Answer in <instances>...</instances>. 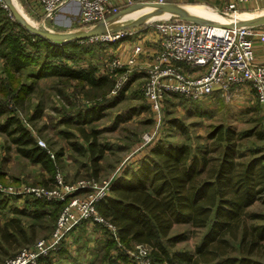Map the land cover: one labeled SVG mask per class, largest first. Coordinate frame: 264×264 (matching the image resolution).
I'll list each match as a JSON object with an SVG mask.
<instances>
[{"label":"trees","instance_id":"trees-1","mask_svg":"<svg viewBox=\"0 0 264 264\" xmlns=\"http://www.w3.org/2000/svg\"><path fill=\"white\" fill-rule=\"evenodd\" d=\"M2 3L0 133L15 146L20 157L39 165L49 174V179H42L40 184L50 188L47 184L50 182L53 186L56 160L62 156V151L56 153L52 161L27 129L30 122L39 118L42 111L39 105L33 106L26 121L16 112L30 101L38 81L59 85L53 93L59 118L56 121L81 125L92 123L105 110L123 100L129 82L115 97H107L113 82L107 77L96 76L97 66L86 59L96 44H52L33 36L17 24ZM215 96L219 95L213 94L207 100ZM172 98L189 103L180 97ZM90 102L92 105L88 107ZM77 104L79 108L75 109ZM194 109L198 111L199 107ZM95 113L98 117H93ZM116 122L121 121L117 119ZM75 127L86 146L77 143L70 146L81 155H88L92 171L89 179L95 180L105 153L103 145L97 143L100 133L96 128L88 132L85 126ZM61 134L67 139L73 136L69 131ZM250 138L254 141L244 143ZM202 140L204 146L192 143L191 139L178 144L163 141L165 145H156L133 174L124 171L115 179L110 189L112 196L100 201L96 208L98 214L115 227L116 234L101 248V258L96 262L129 264L126 251L133 249L132 244L149 251L150 264H264L260 260L264 256V215L249 211L255 203L264 205V145H253L264 140V132L252 129L237 134L228 127L217 125ZM2 177L0 171V180ZM10 204L0 195V211ZM61 208L59 202L24 200L23 207L14 208L12 216L0 229V247L2 243L8 246L13 242H27L22 218L43 223L28 225L29 233L34 235V226L40 229L48 223L53 229ZM178 224L188 225L192 230H204L193 253L172 251L190 234L186 231L171 235L172 228ZM116 242L124 246L123 251L118 250Z\"/></svg>","mask_w":264,"mask_h":264},{"label":"rangeland","instance_id":"rangeland-1","mask_svg":"<svg viewBox=\"0 0 264 264\" xmlns=\"http://www.w3.org/2000/svg\"><path fill=\"white\" fill-rule=\"evenodd\" d=\"M165 1L181 7L196 6L195 8L187 9V12L198 17L203 13L212 14L214 12L226 17L224 16L227 13L225 12V7L230 3V0ZM247 5L257 6L255 3ZM22 12L26 15H24L25 20L29 21V23L32 22L30 23L31 25L37 26L35 24H41L34 16L25 13L23 10ZM263 12L264 9L261 8L251 11L247 7L240 6L238 7L237 15H257ZM213 20L211 22L214 23L225 21L220 16L215 17ZM53 22L46 23L40 27L58 33L78 30L75 19L71 20V23L66 27ZM156 22L153 21L143 26L140 25L142 27H139L138 30L141 32H152L151 34L154 36L153 28ZM130 31L132 34V30ZM118 41L96 43L97 46L93 48V52L86 58L87 62H92L94 66H97L98 73L96 72V76L107 77L113 82L112 89L109 91L107 97H115L124 84L129 82L123 100L119 101L115 107L105 110L103 112L104 116L101 114V117L95 118L96 120L88 124H59L56 121L59 118H57L56 108H54V105L57 103L53 96L54 91H56L59 85L56 83L52 85L50 81L46 80L38 81L37 88H35L34 95L31 96L30 101L25 102L23 107L16 111L19 118L26 121L30 117L29 114L33 110L34 105L41 107L42 111L39 118L30 122L27 129L36 141L41 140L47 150L54 155L62 151V156L56 160L57 167L55 172L57 170L60 171L66 183L89 179V175L92 173L90 171L88 155L82 154V156L70 146L73 143L86 146L81 135L76 131L77 128L75 126H85L84 129L88 132L90 129H98L97 131L100 134L97 136V143L103 145L105 153L99 162L100 172L95 180L103 181L113 178L112 183L116 178L122 176L124 171H128V175L133 174L132 172L139 168L140 161L150 156L152 149L156 145H165L162 143L163 141L178 144L191 139L192 143L204 146L205 141L202 140L203 137L208 134L212 127L217 125L228 127L237 134L248 133L252 129L264 132V107L258 103L255 94L248 86L242 89L246 85L233 88L225 95L215 96L211 100H207L210 98L208 97L205 99L207 101L204 100L205 102L202 101L194 104H191V102L182 103L179 99H167L163 103L161 112L154 114L144 97L147 71L144 66L134 64L130 67L113 70L110 73L102 67L101 63L108 56L115 57L113 54L115 48H112V45ZM1 65L2 61L0 60V67ZM116 86L118 88L115 89ZM91 103L88 107H91ZM195 106L199 107L198 111H195ZM78 108L77 104L75 109ZM93 117H98V113L93 114ZM117 119L121 122H116ZM63 131H69L73 136H69L68 139L64 138L61 134ZM252 141H254V138H250L244 141V143ZM253 145H264V140ZM0 171L3 174L0 181L14 186L22 183L32 187H40L42 179L47 180L50 177L49 174L42 171L39 165H34L20 157L15 152V146L2 133H0ZM127 180L130 181V178ZM47 185L52 187L50 182ZM42 187L45 186L42 185ZM109 196H112L111 192ZM26 199L32 198L25 197L22 200ZM46 202L53 203V201ZM19 203H21L19 206L22 208L23 202ZM16 204L14 202L11 209L0 211V229H3L5 222L11 216L12 210L18 206ZM249 211L264 215V205L260 202L255 203L249 208ZM22 221L26 229L25 239L27 242L24 244L13 242L12 245L9 243L8 246L2 243L0 247V264H4L6 260L16 256L23 250L29 251L37 241L49 239L54 229V226L52 229V225L48 223L42 225L40 229L34 226L32 229H35V236L29 233L31 230H28V225H41L43 223L28 218H22ZM106 222L108 221L106 220ZM186 231L190 233L188 239L177 243L172 248V251L184 250L190 253L194 252V248L199 243L204 230H192L188 225L178 224L172 228L171 235ZM31 235H34L33 240L30 239ZM110 236L115 237L106 226L99 225L93 221L83 222L63 240L62 244L60 243L59 249L61 251L57 249L49 253L48 258L45 257L47 259L39 263L37 262V264H100L96 262V259L101 258V248L107 243ZM29 240L32 242L30 243ZM116 244L120 252L124 250L122 244L118 242ZM130 246L133 249L126 251L131 261L129 264H150L149 251L146 248L132 244ZM260 260L264 263V256L260 257ZM116 264L124 263L117 262Z\"/></svg>","mask_w":264,"mask_h":264},{"label":"built area","instance_id":"built-area-1","mask_svg":"<svg viewBox=\"0 0 264 264\" xmlns=\"http://www.w3.org/2000/svg\"><path fill=\"white\" fill-rule=\"evenodd\" d=\"M140 0H125L127 5ZM262 0H234L225 7L224 16L230 19L231 28L208 26L183 21H157L153 31L156 36L157 50L152 63L146 69L144 97L154 114H159L164 101L174 96L189 102H202L213 94L225 95L233 88L248 86L255 94L258 103L264 107V64L254 60V30L248 27H235L239 19L238 7L247 3H259ZM2 3V0H0ZM42 10L40 26L55 20L60 10L71 2L79 6L76 20L77 29L98 23L105 24L107 19L118 13L113 0H36ZM157 4H166L165 0H153ZM2 7L7 9L2 3ZM131 31H122L94 37L77 42L80 45H94L101 42H113L130 37ZM141 50L135 47L126 63L119 58H106L102 67L110 73L113 70L135 64ZM118 86L115 87V89ZM37 146L46 151L49 159L54 154L47 150L41 140ZM53 186L32 187L20 183L14 186L0 181V195L9 203L15 199H32L59 202L62 206L54 229L47 240L37 241L29 251L23 250L6 260L4 264H37L56 251L66 236L81 223L93 221L106 226L112 233L116 229L106 222L97 212V204L107 198L112 180L96 181L81 179L66 183L60 171H56Z\"/></svg>","mask_w":264,"mask_h":264},{"label":"crops","instance_id":"crops-1","mask_svg":"<svg viewBox=\"0 0 264 264\" xmlns=\"http://www.w3.org/2000/svg\"><path fill=\"white\" fill-rule=\"evenodd\" d=\"M152 1L153 0H140L138 3L152 2ZM233 1L234 0H230V3ZM12 2L14 4V6L16 7V9L20 13L23 14V12H22V10H23L25 13H28V14L34 16L37 19V21H39V23L41 22L42 10H41L40 6L37 4L36 0H12ZM113 2H114L113 4L117 5V7H118V13H120L124 9L131 6V5H127L125 3V0H113ZM134 4H136V3H134ZM169 4H170V2H169ZM247 4H252V3H247ZM247 4H244L241 7H243V6L247 7V9H249L251 11L258 10V8L264 9V0H262L259 3H255L257 5L256 7L253 5L250 6ZM182 7L185 9H189V8L196 7V6H182ZM253 13H256V12H253ZM189 14L191 15V13H189ZM203 14H205V13H203ZM203 14H201L199 18H203V16H202ZM24 15L25 14H23V16ZM78 16H79V6L75 2H71V3L67 4L66 6H64L60 10L59 14L56 16L53 23H57L59 25H63L66 27L67 25H69V23H71L70 22L71 20H74V19L77 20ZM193 16H195V15H193ZM195 17H198V16L196 15ZM129 20H130V14L122 15V16L116 18L115 20L110 21L109 26L113 29L118 28V27H121V26L127 24ZM132 20L134 23H140V22L143 23L142 26L144 24H148L150 22L155 21V19L152 18L150 14L144 15L142 17H136V18L133 17ZM30 23H32V22H30ZM35 25L40 26V25H38V23ZM140 25H136L133 28H131L132 32H133L131 34V36L127 37L126 39H124L120 42H117L114 45H112L113 46L112 48H115V52L113 53L114 56L119 58L121 62L126 63L127 60L132 56L133 50L135 49V47H139L141 52L137 56L135 64L142 65L147 69L150 66V64L152 63L153 54L157 50V42H156V36L155 35L153 36L151 34L152 32L151 33L149 31L141 32L140 30H138L139 27H142ZM251 28L254 30V33H255V35L253 37H251V40L253 42V52H254L255 63L256 64H264V26L251 27ZM108 58H113V57L108 56ZM246 87L247 86H244L242 89H245ZM17 200L13 201L11 203V205H9L10 207H8L6 209H11L14 202H16L17 203L16 205H18V206H16V205L15 206L18 209H21V207L19 206V204H21V203H19V202L24 203V201L22 199H17ZM11 216H12V213H11ZM11 216H9V217H11Z\"/></svg>","mask_w":264,"mask_h":264},{"label":"water","instance_id":"water-1","mask_svg":"<svg viewBox=\"0 0 264 264\" xmlns=\"http://www.w3.org/2000/svg\"><path fill=\"white\" fill-rule=\"evenodd\" d=\"M5 7L10 13V16L17 22V24L25 29L27 32L33 36L47 40L52 44H67L71 42H79L82 40H87L94 37L104 36L107 34H113L122 31H130L136 25H142L143 23H134L133 17H142L144 15L150 14L155 21H183V22H193L196 24L208 25V26H217L225 29L232 27L230 23H214L199 17L189 15L183 7L175 4H157L154 2H143L136 3L128 8L124 9L120 13L107 19L106 23H98L93 26L86 28L78 29L75 31L58 33L45 30L40 26L31 25L24 16L16 9L12 0H2ZM130 14V20L127 24L118 27L111 28L109 22L115 20L116 18ZM235 27H259L264 26V12L257 15H252V17L241 19L237 21L234 25Z\"/></svg>","mask_w":264,"mask_h":264},{"label":"bare ground","instance_id":"bare-ground-1","mask_svg":"<svg viewBox=\"0 0 264 264\" xmlns=\"http://www.w3.org/2000/svg\"><path fill=\"white\" fill-rule=\"evenodd\" d=\"M192 8H195V7H192ZM184 10L187 12V9L184 8ZM187 13H188V12H187ZM188 14H189V13H188ZM189 15H190V14H189ZM202 16H203L202 19H205V20H208V21H214L213 19H214L215 17H217V16H220L221 18H223V19L225 20V21H223V22H218V23H229L228 21L230 20V19H228V18H226V17H223V16L219 15L217 12H214V13H212V14H203ZM232 17H235V18L241 20V19H246V18L252 17V15H248V14H240V15H234V16H232Z\"/></svg>","mask_w":264,"mask_h":264}]
</instances>
